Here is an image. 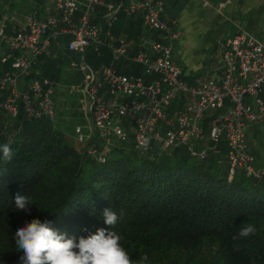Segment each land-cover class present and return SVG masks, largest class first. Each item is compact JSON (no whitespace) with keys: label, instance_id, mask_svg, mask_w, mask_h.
<instances>
[{"label":"built area","instance_id":"obj_1","mask_svg":"<svg viewBox=\"0 0 264 264\" xmlns=\"http://www.w3.org/2000/svg\"><path fill=\"white\" fill-rule=\"evenodd\" d=\"M49 3L52 9L45 14L20 21L0 16L1 110L12 118L23 113L28 120L54 121L57 93L67 88L70 96L79 95L80 110L95 130L94 138L83 140L77 127L78 141L100 163L110 147L132 139L141 153L184 147L201 160L212 153L228 165L229 181L243 172L264 182V168L248 143L251 129L264 126L263 40L245 30L221 40L212 67L191 83L174 63L179 36L164 0ZM121 15L142 19L147 34L138 47L126 34L113 32ZM60 38H67V50L80 58L70 62L81 75L79 83L65 86L32 75L39 58L51 56ZM102 47L111 51L113 63L95 69L85 55ZM123 60L142 66L147 76L120 73L115 64ZM22 76L28 79L25 90L18 89Z\"/></svg>","mask_w":264,"mask_h":264},{"label":"trees","instance_id":"obj_2","mask_svg":"<svg viewBox=\"0 0 264 264\" xmlns=\"http://www.w3.org/2000/svg\"><path fill=\"white\" fill-rule=\"evenodd\" d=\"M113 32L126 34L136 47L147 34L140 17L124 15ZM66 43L67 38L55 41L52 55L40 57L32 75L65 86L79 83L81 75L70 67L77 57ZM85 61L98 69L112 65L113 58L102 47L89 49ZM115 66L122 74L147 76L142 66L126 60ZM4 98L1 93L0 102ZM2 144L11 147L12 158L5 160L0 152V264H22L14 234L33 219L48 221L77 241L98 229L115 231L132 260L140 250L172 242L185 251L186 264H264V182L243 172L229 181L228 165L217 155L201 160L184 147L141 153L116 144L100 163L55 120H28L23 113L12 118L0 109ZM17 193L30 198L26 210L15 208ZM106 208L119 217L113 228L104 222ZM248 224L255 234L234 240ZM170 262L182 264L173 257Z\"/></svg>","mask_w":264,"mask_h":264},{"label":"rangeland","instance_id":"obj_3","mask_svg":"<svg viewBox=\"0 0 264 264\" xmlns=\"http://www.w3.org/2000/svg\"><path fill=\"white\" fill-rule=\"evenodd\" d=\"M166 16L168 20L171 19V15H179L180 11L184 9V0H165ZM48 9H52L49 0L40 2L39 0H4L0 2V16L7 15L9 18L15 21H20L25 16H30L39 10L42 14H45ZM242 15V20H240ZM232 16L229 23L221 25V31H225L226 28H231L233 24H241L242 30L250 32L258 39L264 41V0H242V14L238 16ZM234 27V25H233ZM195 50H176L174 54V63L183 68L184 72L191 73L186 80L193 82L199 76V71L196 70L200 62L199 56ZM182 54L183 58L177 59L178 54ZM77 61L80 59L78 56ZM206 71V70H205ZM204 76V74H202ZM28 79L24 76L19 78L18 89L25 90L27 87ZM1 94V92H0ZM58 114L55 122L65 130L69 137L74 141L79 142V137L76 135V128L81 127L83 130V140L92 139L95 136V130L90 120L81 112V98L79 95L70 96L67 88H61L57 95ZM264 136V132H263ZM120 145H126L129 147L133 145V140L130 139L127 143H120ZM131 148V147H130ZM208 247H211L210 245ZM203 249L204 257H209V248ZM168 253L171 256L168 257ZM198 257L199 253H195ZM171 257L176 259L177 262L186 264V254L184 250H180L175 243L165 242L160 245L159 248H145L136 253L133 257L134 264H172L170 262Z\"/></svg>","mask_w":264,"mask_h":264},{"label":"clouds","instance_id":"obj_4","mask_svg":"<svg viewBox=\"0 0 264 264\" xmlns=\"http://www.w3.org/2000/svg\"><path fill=\"white\" fill-rule=\"evenodd\" d=\"M2 158L11 160L12 149L8 144L0 145ZM17 210H26L32 204L30 198L17 193L14 199ZM104 222L113 228L118 215L111 208L103 212ZM252 224L242 227L233 239L247 238L255 234ZM16 251L22 252V264H134L128 252L120 244L121 237L115 231L98 229L87 238H68L66 233L49 227V222L33 219L14 234Z\"/></svg>","mask_w":264,"mask_h":264},{"label":"crops","instance_id":"obj_5","mask_svg":"<svg viewBox=\"0 0 264 264\" xmlns=\"http://www.w3.org/2000/svg\"><path fill=\"white\" fill-rule=\"evenodd\" d=\"M183 5L184 9L174 20L179 36L176 50H195L200 58L195 68L205 74L212 67L219 42L242 30V23L233 24L234 27L232 25L225 31L220 29L221 25L229 23L232 16L239 18L242 14V0H184ZM240 18L242 20V15ZM179 57L183 58V55L180 53L176 58ZM263 132L264 126H256L248 134L251 152L260 168H264Z\"/></svg>","mask_w":264,"mask_h":264}]
</instances>
